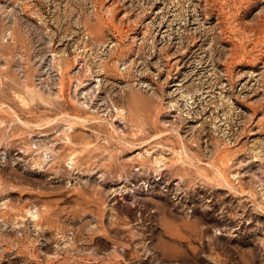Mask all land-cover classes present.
<instances>
[{"label": "rangeland", "instance_id": "1", "mask_svg": "<svg viewBox=\"0 0 264 264\" xmlns=\"http://www.w3.org/2000/svg\"><path fill=\"white\" fill-rule=\"evenodd\" d=\"M0 264H264V0H0Z\"/></svg>", "mask_w": 264, "mask_h": 264}]
</instances>
